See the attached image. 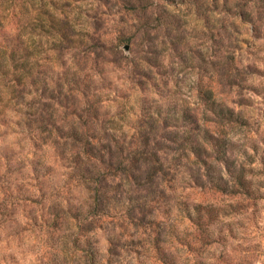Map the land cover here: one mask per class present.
I'll return each mask as SVG.
<instances>
[{"label": "clouds", "instance_id": "obj_1", "mask_svg": "<svg viewBox=\"0 0 264 264\" xmlns=\"http://www.w3.org/2000/svg\"><path fill=\"white\" fill-rule=\"evenodd\" d=\"M262 159L264 0H0V264H264Z\"/></svg>", "mask_w": 264, "mask_h": 264}, {"label": "rangeland", "instance_id": "obj_2", "mask_svg": "<svg viewBox=\"0 0 264 264\" xmlns=\"http://www.w3.org/2000/svg\"><path fill=\"white\" fill-rule=\"evenodd\" d=\"M254 162V161H253ZM261 163H264V159L261 160Z\"/></svg>", "mask_w": 264, "mask_h": 264}]
</instances>
